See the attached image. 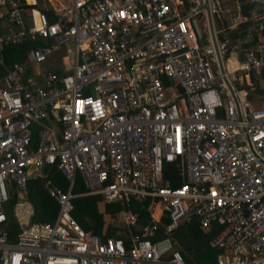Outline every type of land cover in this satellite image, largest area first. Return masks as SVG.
Instances as JSON below:
<instances>
[{
    "label": "built area",
    "instance_id": "obj_1",
    "mask_svg": "<svg viewBox=\"0 0 264 264\" xmlns=\"http://www.w3.org/2000/svg\"><path fill=\"white\" fill-rule=\"evenodd\" d=\"M220 1L0 0V64L6 46L25 49L0 75V264H207L172 250L181 223L219 227L211 264H264V90L241 97L264 89V0L251 18L234 0L233 21L256 22L235 56ZM54 53L57 67L40 69ZM51 167L67 187L46 179L56 211L33 221L26 183ZM84 195L100 198L102 234L71 214ZM115 203L128 242L105 235Z\"/></svg>",
    "mask_w": 264,
    "mask_h": 264
},
{
    "label": "trees",
    "instance_id": "obj_2",
    "mask_svg": "<svg viewBox=\"0 0 264 264\" xmlns=\"http://www.w3.org/2000/svg\"><path fill=\"white\" fill-rule=\"evenodd\" d=\"M257 5V0H247L241 4V13L248 16L251 9ZM245 27L246 24H241L236 30H233L229 34V46L230 43L234 42V40L243 36L246 30ZM238 31L239 33H237ZM228 49L230 51L231 47H228ZM24 50V45H8L3 49V60L2 64H0V75L5 72V68L9 64L13 62H21L24 59ZM251 79L256 82L255 77L251 76ZM263 90L264 89L256 82L253 93H261ZM42 172L45 173L44 178L41 176L29 178L26 183V196L32 202L34 207L33 221H50L56 211L55 202H53V200L46 193L44 187L45 178L49 179L50 184L53 186H58L62 189H66L67 187V181L54 168H44ZM170 172H175V165L172 163H166L164 165L163 176L168 180L167 184L170 186L179 184L181 179L177 175L174 176V174H170ZM71 191L73 193L84 191V187L78 177H75ZM99 201L100 198L97 195H84L76 197L72 200L73 210L71 214L73 218L83 229L90 230L96 234H102V226L104 224L103 214L99 209ZM141 204H143V202L133 201L131 202L130 209H137ZM121 208H124V206L119 203L104 205V212L109 214L105 235L121 237L124 241L128 242L127 237L124 235V229L126 227H118V231L121 232H116L117 228L112 224V217L114 213ZM145 220V211L141 208L139 223H144ZM218 229L219 227L213 228L209 231H201L192 223H181L174 231L171 232L170 236L173 243L172 250L178 251L185 261L211 264L215 260L217 250L209 247L208 240L218 231ZM156 236V238L161 237L162 231L158 230Z\"/></svg>",
    "mask_w": 264,
    "mask_h": 264
},
{
    "label": "crops",
    "instance_id": "obj_3",
    "mask_svg": "<svg viewBox=\"0 0 264 264\" xmlns=\"http://www.w3.org/2000/svg\"><path fill=\"white\" fill-rule=\"evenodd\" d=\"M229 2H230V4H231V6H233V8H234V11L233 12H231V6H230V8H229V10H228V7H225L223 10H224V12L225 11H227L226 13L228 14V16H231V18L229 19V18H226V15H224V12H222L223 13V15H221V12H219V18H218V20H217V27H222V26H225V30H226V33H225V37H227V39H229V34L233 31V30H236L238 27H239V25H241V24H246V30H245V33L243 34V36H241V37H239L238 39H236V40H234V42H232V43H230V47H231V49H232V54H234V56H235V53L237 52V51H241V47L243 46H247L249 43H250V41H248V40H245L246 38H245V34L248 32V31H250L251 30V27L253 28V26L255 27V24H256V22L254 21H251V20H249L250 18H251V16H252V14L253 13H258V12H260V10H261V8H260V3H259V1H258V5L257 6H255L253 9H251V11H250V13H249V15L248 16H246V15H243L242 13H241V5L239 6V8H240V11L239 12H237L240 16H246V17H250L248 20H244V21H241L240 23H237V22H235V21H233V17L236 15V10H235V5H236V1H234V0H228ZM29 2H32V3H35L36 2V0H29ZM242 2V1H241ZM243 3V2H242ZM241 3V4H242ZM222 10V11H223ZM229 21H230V23H229ZM261 21L262 22H264V19H261ZM229 23V24H228ZM237 23V24H236ZM254 30V29H253ZM251 31L250 33H252V35L254 34V31ZM237 33H239V31L237 32ZM245 38V39H244ZM228 42H229V40H228ZM236 49V50H235ZM236 56H238V57H240V55H236ZM241 57H242V55H241ZM260 94V92H258V93H255V95H259ZM42 172V171H41ZM37 176H40L39 175V173H37V174H35V175H31L29 178H35V177H37ZM42 177V176H41ZM45 176H43V178H44ZM47 178H45V180H46ZM143 202V204H145L144 202L145 201H142ZM142 204V205H143ZM108 221V220H107ZM106 221V222H107ZM146 221V220H145ZM144 221V222H145ZM114 225V224H113ZM119 227V226H118ZM118 227L116 226V228H117V231L116 232H121V231H118ZM132 227H130L129 229H131ZM125 230V229H124ZM132 230H134V229H131V231ZM135 231V230H134ZM123 233V232H122ZM124 235H126V233H124Z\"/></svg>",
    "mask_w": 264,
    "mask_h": 264
},
{
    "label": "rangeland",
    "instance_id": "obj_4",
    "mask_svg": "<svg viewBox=\"0 0 264 264\" xmlns=\"http://www.w3.org/2000/svg\"><path fill=\"white\" fill-rule=\"evenodd\" d=\"M230 6H231V4H230V2L228 0H221L220 3H219V12H221V15H223V13H222V12H224L223 9L225 7H228V10H229ZM231 9H232L231 12H233L234 11L233 6H231ZM226 12L227 11L224 12V15H226V18H229L230 19L232 15L231 16H228L229 13L227 14ZM229 23H230V21H229ZM58 56H59V54L54 53L49 58H47V60L45 62H43L42 64H40L38 67L40 69L46 68V70H52V69H54L55 67H57V64H59ZM227 64H233L232 60L230 59V61H228ZM230 77H231L233 83L236 86V81L234 79V74H231ZM242 90H244L246 92V95H241V97L244 100H250L251 99V102H253V101H255L258 98V96H256L253 93V90L250 89L249 87L242 86ZM258 104H261V101H259ZM99 209H101V206H99ZM107 220H109V219L106 217L105 221H107ZM117 225H119V224H117Z\"/></svg>",
    "mask_w": 264,
    "mask_h": 264
},
{
    "label": "water",
    "instance_id": "obj_5",
    "mask_svg": "<svg viewBox=\"0 0 264 264\" xmlns=\"http://www.w3.org/2000/svg\"><path fill=\"white\" fill-rule=\"evenodd\" d=\"M204 9L207 10L206 0H205V3H204ZM208 22H209V25H210V32H211V35H213L212 19H211V16H210V15H208Z\"/></svg>",
    "mask_w": 264,
    "mask_h": 264
},
{
    "label": "bare ground",
    "instance_id": "obj_6",
    "mask_svg": "<svg viewBox=\"0 0 264 264\" xmlns=\"http://www.w3.org/2000/svg\"><path fill=\"white\" fill-rule=\"evenodd\" d=\"M29 2V0H27Z\"/></svg>",
    "mask_w": 264,
    "mask_h": 264
}]
</instances>
